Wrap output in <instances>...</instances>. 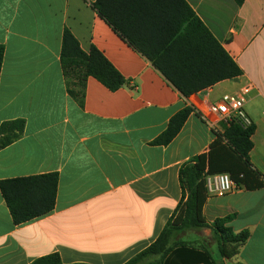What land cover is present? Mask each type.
I'll return each instance as SVG.
<instances>
[{
    "label": "crops",
    "instance_id": "crops-1",
    "mask_svg": "<svg viewBox=\"0 0 264 264\" xmlns=\"http://www.w3.org/2000/svg\"><path fill=\"white\" fill-rule=\"evenodd\" d=\"M243 75L184 97L93 8L96 0H0V126L22 120L19 140L0 150V182L56 173L54 210L15 225L0 191V264H126L160 236L182 197L181 166L207 154L225 123L210 129L194 110L250 87L245 110L255 134L251 189L204 205L206 223L250 237L231 260L214 252L211 228L185 233L218 264H264V0H185ZM68 30L95 47L126 80L110 91L93 77L82 101L70 93L61 53ZM193 112L168 146L152 145L183 109ZM260 185V186H258Z\"/></svg>",
    "mask_w": 264,
    "mask_h": 264
},
{
    "label": "trees",
    "instance_id": "trees-1",
    "mask_svg": "<svg viewBox=\"0 0 264 264\" xmlns=\"http://www.w3.org/2000/svg\"><path fill=\"white\" fill-rule=\"evenodd\" d=\"M241 7L246 0H234ZM137 52L184 97L215 84L243 75L229 53L212 35L185 0H96L92 5ZM5 49L0 45V74ZM61 63L70 93L80 101L85 82L93 77L110 91H117L126 80L104 55L93 47L84 52L79 42L66 30L62 40ZM193 109L176 114L168 128L152 145L168 146L181 132ZM22 120L0 126V150L23 135ZM255 126L244 129L236 123L217 134L207 154L184 163L179 172L182 197L158 239L126 264H218L212 253L183 235L211 228L220 258L233 259L250 237L249 231L234 233L225 227L229 217L206 223L204 205L208 194L207 175L228 173L234 182L247 189L254 171L249 167V153ZM59 177L56 173L4 180L0 191L15 225L25 224L51 213L56 205ZM260 186V185H258ZM32 264H63L58 254L37 259Z\"/></svg>",
    "mask_w": 264,
    "mask_h": 264
},
{
    "label": "built area",
    "instance_id": "built-area-1",
    "mask_svg": "<svg viewBox=\"0 0 264 264\" xmlns=\"http://www.w3.org/2000/svg\"><path fill=\"white\" fill-rule=\"evenodd\" d=\"M250 91L249 86L244 87L235 96L225 95L217 102L207 103L203 107H196L194 110L213 131H216L221 123H225L228 127L232 123H236L247 129L253 125L245 110L247 95ZM205 184L208 196L215 195L217 197H224L242 188L234 182L228 173L207 175Z\"/></svg>",
    "mask_w": 264,
    "mask_h": 264
},
{
    "label": "rangeland",
    "instance_id": "rangeland-1",
    "mask_svg": "<svg viewBox=\"0 0 264 264\" xmlns=\"http://www.w3.org/2000/svg\"><path fill=\"white\" fill-rule=\"evenodd\" d=\"M222 128H223V129H225V128H226V126H225V127H223V126H222ZM197 244H198V243H197ZM214 252H215V253H216V255H217V250H216V248L214 249Z\"/></svg>",
    "mask_w": 264,
    "mask_h": 264
}]
</instances>
